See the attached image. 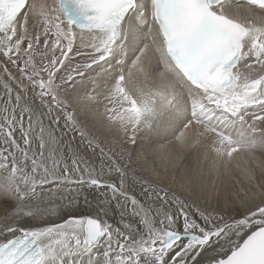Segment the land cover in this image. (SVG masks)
<instances>
[{
  "label": "snow or ice",
  "instance_id": "6c2138e0",
  "mask_svg": "<svg viewBox=\"0 0 264 264\" xmlns=\"http://www.w3.org/2000/svg\"><path fill=\"white\" fill-rule=\"evenodd\" d=\"M0 65V264H264V0H0ZM168 134L234 203L137 169Z\"/></svg>",
  "mask_w": 264,
  "mask_h": 264
},
{
  "label": "rangeland",
  "instance_id": "374dc122",
  "mask_svg": "<svg viewBox=\"0 0 264 264\" xmlns=\"http://www.w3.org/2000/svg\"><path fill=\"white\" fill-rule=\"evenodd\" d=\"M103 107V105L101 104L100 105V109ZM168 135H171V134H168ZM168 135H160V136H148V135H144V136H142L141 137V142H140V145L138 144L137 146H136V149H135V152L133 153V159H135V161H141L142 162V167H144V168H140L141 170H143V171H145V172H152V173H150L151 175L150 176H152V177H154V178H158V179H156L159 183H163V184H166L167 183V181L169 180V182L167 183L168 185V187H169V184L172 186L171 188H175V184L174 183H171V182H175L176 184H177V182L176 181H179V180H182V181H184L185 179H186V176L185 175H183V177H182V179H180V177H181V173L179 174V172H185V169H188L189 167H190V169H191V171L193 172V173H198V171H199V169H200V167L203 165L204 167H207V165L205 164V162H204V160H203V158H201L200 157V159L201 160H199V159H196V158H199V157H194V152H196L197 151V149L196 150H193V149H189V150H187L186 152H184V153H182V154H180L179 153V150H177L178 148H173V150H175V151H170L169 149H171V147H173V146H169V145H171V143H169V141H171V140H173L172 142H175L174 141V137H173V135H171V136H169V138H168ZM146 137V138H145ZM163 137V139H161ZM166 138V139H165ZM172 138V139H171ZM169 139H171V140H169ZM149 140V142H147ZM169 140V141H168ZM154 141H155V143H154ZM157 141V142H156ZM167 141H168V143L169 144H167ZM144 142V143H143ZM147 142V143H146ZM163 144H165V145H163ZM167 144V145H166ZM159 145H162V146H160L159 147ZM172 145H174V144H172ZM164 146H166V148H164ZM167 146H168V148H167ZM158 147V148H157ZM176 147V146H175ZM163 148H164V150H163ZM166 149H168V150H166ZM200 150H203V149H198V151H200ZM167 151V152H166ZM168 151H170L171 153L172 152H175L173 155H171V153H169ZM176 151L178 152V153H176ZM192 152V153H191ZM168 153V154H167ZM176 154V155H175ZM179 154V155H178ZM185 154V155H184ZM193 154V155H192ZM198 154H200V153H198ZM171 156V157H174V155H175V159H173V160H176L175 161V166H173V165H171V164H169V165H167V166H165V165H163L162 163H161V157H169V156ZM182 155V156H181ZM180 156V157H179ZM193 157V158H192ZM195 158V159H194ZM193 159V160H192ZM184 160V161H183ZM194 160H197L196 161V163H199V165L196 167V165H193V164H195L194 163ZM198 160H199V162H198ZM193 161V162H192ZM203 161V162H202ZM193 163V164H192ZM191 164V165H190ZM180 165V166H179ZM189 166V167H188ZM193 168H192V167ZM195 166V167H194ZM176 167H178V168H176ZM154 172V173H153ZM156 173V174H155ZM149 175V174H148ZM179 175H180V177H179ZM179 177V179H177ZM166 178H168V179H166ZM170 178V179H169ZM172 178V179H171ZM175 179V180H174ZM226 179H228V180H226ZM231 179V178H230ZM230 179L229 178H226V177H223L220 181H218V182H216V184H215V186H214V184L210 181H206L205 183H204V185H205V187H204V185L201 187V186H197V185H193V186H189V185H187L188 183H187V181L186 182H184V184H185V187H186V189L188 188V186H189V191H187L186 193H185V195H187V197L190 199V200H196V201H198L199 200V202L198 203H200V201H201V204H203V203H205V202H211L212 204H216V203H219L220 202V198L217 196L216 198H215V196H216V194H219L220 196H221V187H226L228 184H229V186H230ZM182 181H179L178 183L180 184ZM229 181V182H228ZM208 183L210 184L209 186H212L213 187V189H217V190H219L220 189V191H217V190H213L211 187H209L208 186ZM187 185V186H186ZM174 186V187H173ZM206 186H208V187H206ZM228 187V186H227ZM226 187V188H227ZM202 189V190H200V189ZM208 188L209 189H212V192H219V193H211V192H205L206 194H204V195H202L204 192H202L203 190L204 191H208ZM187 189V190H188ZM195 189H199L198 191L199 192H197V190H195ZM223 190V189H222ZM224 191V190H223ZM198 193H201V197H199V195H198ZM209 193H211L210 194V198H209ZM213 194H215V195H213ZM198 195V197H196V196ZM206 195V196H205ZM204 196V197H203ZM214 196V197H213ZM206 197V198H205ZM211 197H213V199H211ZM222 202V201H221ZM232 202H234V201H232ZM231 202V203H232ZM223 203V202H222ZM221 203H219V205H220ZM230 204V203H229ZM221 206V205H220ZM221 207H223V204H222V206Z\"/></svg>",
  "mask_w": 264,
  "mask_h": 264
},
{
  "label": "bare ground",
  "instance_id": "6f19581e",
  "mask_svg": "<svg viewBox=\"0 0 264 264\" xmlns=\"http://www.w3.org/2000/svg\"><path fill=\"white\" fill-rule=\"evenodd\" d=\"M49 2H52V0H49ZM0 67H2V65H0ZM9 67H11L10 65H9ZM14 71V70H13ZM102 107V106H101ZM99 113L100 114H102L103 113V107L100 109V107H99ZM162 136V135H161ZM169 136H171V135H168V138H169ZM150 137V136H149ZM172 137V136H171ZM146 138V137H145ZM161 139H163V137L161 138ZM166 139V138H165ZM172 139V138H171ZM171 139H169V140H171ZM174 139V138H173ZM164 140V139H163ZM168 140V141H169ZM168 141H167V144H169V143H171V145H169L170 147L171 146H173V147H171V149H169L168 148V146H167V148L171 151H175V150H173V148H177V146H176V144H175V142H172L173 140H171V141H169V143H168ZM147 142H149V140L147 141ZM146 142V143H147ZM157 142V141H156ZM144 143V142H143ZM154 143H155V141H154ZM166 144V145H167ZM172 144H174V145H172ZM140 145V144H139ZM163 145H165V144H163ZM160 146H162V145H159V147ZM176 146V147H175ZM158 148V147H157ZM164 148H166V146H164ZM164 148H163V150H164ZM168 149H166V150H168ZM178 150V149H177ZM170 151H168L169 153H171ZM167 152V151H166ZM186 152V151H185ZM175 152H172L171 153V155H173ZM176 153H178L177 151H176ZM192 153V152H191ZM198 153H200V154H198ZM202 153H203V150H200V151H198V149H197V151L196 152H194V157L196 158V157H199V158H196V159H199V160H201L200 159V157L201 158H203V155H202ZM168 154V153H167ZM181 154V153H180ZM176 155V154H175ZM175 155H174V157H172L173 159H175ZM179 155V154H178ZM185 155V154H184ZM193 155V154H192ZM169 156V155H168ZM182 156V155H181ZM180 157V156H179ZM193 158V157H192ZM194 158V159H195ZM135 160V159H134ZM193 160V159H192ZM199 160H198V162H199ZM176 161V160H175ZM184 161V160H183ZM196 161L197 160H194V163L195 164H193V165H196V167L199 165V163H196ZM193 162V161H192ZM203 162V161H202ZM191 165V164H190ZM135 166L137 167V169L143 174V175H145V176H148L149 178H151V179H153V180H156V179H158V178H154V177H152V176H150L151 174L150 173H152V172H145V171H143V170H141L142 168H144V167H142V162L141 161H136V164H135ZM170 166V165H169ZM180 166V165H179ZM189 167V166H188ZM192 167V166H191ZM195 167V166H194ZM141 168V169H140ZM176 168H178V167H176ZM193 168V167H192ZM188 169H190V167L188 168ZM154 173V172H153ZM181 173V174H180ZM185 173V172H184ZM184 173L183 172H179V174L181 175V177H180V175H179V177H180V179H182V177H183V175H184ZM149 174V175H148ZM156 174V173H155ZM183 174V175H182ZM179 177L177 178V179H179ZM226 178H228V177H226ZM238 178V174H236V175H234L231 179H230V186H229V184L226 186V187H221V191H220V189L219 190H217V189H213V185L212 186H209L210 184L208 183V186L209 187H211L214 191L215 190H217V191H220L221 192V196L219 195L220 193L219 192H212V189H209L208 188V191H202V192H204L202 195H204V194H206L207 192H211V193H219V194H216V196H215V198L218 196L219 198H220V202L219 203H221L220 205L222 206V204H223V206L225 205V204H229V203H231L232 201H234L235 202V193H236V190H237V184H236V179ZM166 179H168V178H166ZM170 179V178H169ZM172 179V178H171ZM175 180V179H174ZM226 180H228V179H226ZM179 181H182V180H179ZM179 181H176L177 182V184L173 181V182H171V183H174L175 184V188H173L174 190H176L177 192H179L182 196H184V197H187V195H185V193L187 192V191H189V186H188V190L186 189V187H185V184H184V182H186L187 181V178L184 180V181H182L180 184L178 183ZM209 181V180H208ZM207 181V182H208ZM211 181V180H210ZM209 181V182H210ZM169 182V180L167 181V183ZM212 183H213V181H211ZM163 184V185H168V184ZM206 184V183H205ZM172 185V184H171ZM170 184H169V187H172ZM188 185V184H187ZM186 185V186H187ZM208 186H206V187H208ZM174 187V186H173ZM204 187H205V185H204ZM203 188V187H202ZM200 189V188H199ZM198 189V190H199ZM204 189V188H203ZM224 191H223V190ZM195 190H197V189H195ZM197 190V192H199ZM200 190H202V189H200ZM206 192V193H205ZM211 193H209V198H210V194ZM208 194V193H207ZM215 194H213V195H215ZM198 195H199V197H201L202 195H201V193H198ZM198 195L196 196V197H198ZM201 195V196H200ZM206 196V195H205ZM204 197V196H203ZM214 197V196H213ZM213 197H211V199H213ZM188 198V197H187ZM190 198V197H189ZM202 198V197H201ZM206 198V197H205ZM223 203H222V202ZM197 202H199V200L197 201ZM234 202H232V203H234ZM200 203H201V201H200ZM3 213H2V211H0V215H2ZM55 219V218H54ZM119 219V216L117 215L116 216V220H118ZM57 222H59V221H57Z\"/></svg>",
  "mask_w": 264,
  "mask_h": 264
}]
</instances>
